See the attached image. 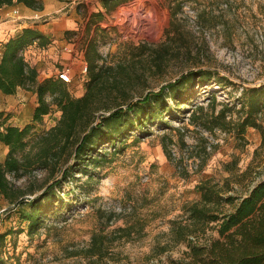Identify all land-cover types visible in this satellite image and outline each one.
I'll list each match as a JSON object with an SVG mask.
<instances>
[{
	"label": "rangeland",
	"instance_id": "374dc122",
	"mask_svg": "<svg viewBox=\"0 0 264 264\" xmlns=\"http://www.w3.org/2000/svg\"><path fill=\"white\" fill-rule=\"evenodd\" d=\"M39 1L41 10L22 3L5 6L19 16L22 28L35 27L49 39L45 47L34 44L23 52L37 69L38 79L56 78L62 67L70 66L72 79L67 86L74 96L84 92L86 73L80 72V66L86 62L89 41L95 43L104 62L131 64L136 97L197 68H210L227 80L223 86L214 80L195 85L196 95L179 109L169 101L172 116L149 125V134L130 135L114 151H108L112 150L109 145L100 148L97 153L106 154L87 173L71 154L53 171L32 167L18 179L9 174V181L25 190L26 204L61 178L66 166L74 177L57 185L63 208L46 213L44 225L32 235L25 222L18 225L16 203L0 196V229L22 230L8 236L3 264H166L183 258L187 242L171 241L172 222L184 219V206L199 200L198 184H222L228 177L234 187L230 192L244 195L264 180V146L258 130L248 127L240 140L231 131L215 130L212 137L216 141L206 149L208 139L202 129L186 119L195 104H206L212 95L219 103L238 106L243 87L264 84V0L179 5L181 0H112L109 6L102 0ZM173 8L175 28L168 39L165 30ZM28 91L23 99L0 93V124L23 127L32 123L37 98ZM59 115L53 106L41 123L36 122L33 132L48 129ZM180 120L184 131L178 129ZM185 146L199 164L196 171L179 170L170 155L171 148L180 154ZM7 150L0 141V161ZM112 212L114 217L107 221ZM103 224L108 247L102 258L89 257L86 248L91 235ZM119 227H127L129 233L117 237L122 234L117 233ZM208 233L214 235L211 230Z\"/></svg>",
	"mask_w": 264,
	"mask_h": 264
},
{
	"label": "trees",
	"instance_id": "16d2710c",
	"mask_svg": "<svg viewBox=\"0 0 264 264\" xmlns=\"http://www.w3.org/2000/svg\"><path fill=\"white\" fill-rule=\"evenodd\" d=\"M102 1L109 6L112 0ZM202 1L181 0L177 3L198 4ZM13 3H22L34 10L43 7L39 0H0V8ZM171 14L170 25L165 30L168 39L175 28L174 8ZM48 43L49 39L39 29L24 27L3 42L0 50V92L12 94L21 87L34 92L37 98L32 123L23 127L0 124V141L8 147L5 158L0 161V196L9 203H16L14 213L18 217V225L25 222L29 235L44 225L46 213H55L63 208L65 202L58 195L57 185L74 175L66 166L61 171V178L49 183L26 204L23 198L25 190L11 183L9 174L18 179L32 167L53 171L71 154L78 164L83 163L80 164L84 167L81 171L87 173L88 167H98L106 154L104 151L97 153L100 148L109 145L112 150L108 151H114L117 144H124L130 135L149 134V125L162 121L166 115L172 116L174 108L169 101L179 109L196 95L193 92L195 85H206L214 80L216 85L223 86L227 80L210 68H197L157 90L146 91L136 97L133 90L136 78L131 64L104 62L95 43L89 41L85 47L88 70L84 92L74 96L67 83L57 77L40 81L37 69L24 57L23 52L28 46L45 47ZM153 65L157 66L158 61L154 60ZM218 103L212 95L206 104H195L186 117L188 123L209 131L216 127L231 131L238 140L243 139L246 129L251 127L258 130L264 146V84L243 87L238 106L221 102L216 108ZM53 106L60 111L56 122L46 130L33 132L36 122L41 123L42 117ZM179 122L178 129L184 131L181 120ZM232 189L234 187L228 177L222 184L207 181L197 185L199 200L185 205L184 219L173 221L171 228V241L187 242L188 250L183 258L166 264H264V180L244 195L230 192ZM226 205L228 209H225ZM114 215V212L108 214L107 221H111ZM104 228L105 224L100 225L98 231L91 235L87 256H104L109 243ZM19 231L21 228L0 229V264L4 263L8 236ZM117 231L122 232L117 237L129 233L127 227H119Z\"/></svg>",
	"mask_w": 264,
	"mask_h": 264
},
{
	"label": "built area",
	"instance_id": "2783aa9c",
	"mask_svg": "<svg viewBox=\"0 0 264 264\" xmlns=\"http://www.w3.org/2000/svg\"><path fill=\"white\" fill-rule=\"evenodd\" d=\"M88 70V65L85 61L81 63L80 66V72L81 73H87ZM57 78L61 79L65 83H70L72 79V68L70 66H64L62 67L61 70H59L56 73ZM215 130H219L220 132L222 129L220 128H214L212 131L202 129L201 132L202 134L208 139L206 141V149H210V144L216 140L213 139L212 137V132ZM225 133V131H223ZM170 155L172 159L176 162L177 168L179 170H186L188 172H193L196 171L199 168V164L195 159H192L189 157V151L185 146V149L182 150V152L179 154L178 150L173 147L170 150Z\"/></svg>",
	"mask_w": 264,
	"mask_h": 264
},
{
	"label": "crops",
	"instance_id": "0c3cea01",
	"mask_svg": "<svg viewBox=\"0 0 264 264\" xmlns=\"http://www.w3.org/2000/svg\"><path fill=\"white\" fill-rule=\"evenodd\" d=\"M11 8L12 7L10 6H2L0 8V50H1V44L3 42H5L11 36H14L18 31L22 29L21 24L17 21L19 16L13 15ZM18 8L23 11L21 6H18ZM28 93H29L28 90L19 87L16 89L14 93L6 94V95L18 94L23 99L24 95H28Z\"/></svg>",
	"mask_w": 264,
	"mask_h": 264
},
{
	"label": "bare ground",
	"instance_id": "6f19581e",
	"mask_svg": "<svg viewBox=\"0 0 264 264\" xmlns=\"http://www.w3.org/2000/svg\"><path fill=\"white\" fill-rule=\"evenodd\" d=\"M132 13V12H131ZM133 21V20H132ZM125 22H127V21H125Z\"/></svg>",
	"mask_w": 264,
	"mask_h": 264
}]
</instances>
